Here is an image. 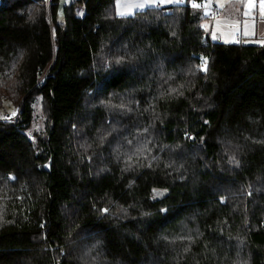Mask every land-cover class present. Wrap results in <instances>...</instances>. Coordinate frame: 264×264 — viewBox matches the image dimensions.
<instances>
[{
	"label": "trees",
	"instance_id": "1",
	"mask_svg": "<svg viewBox=\"0 0 264 264\" xmlns=\"http://www.w3.org/2000/svg\"><path fill=\"white\" fill-rule=\"evenodd\" d=\"M115 1L0 2V264H264V42Z\"/></svg>",
	"mask_w": 264,
	"mask_h": 264
},
{
	"label": "rangeland",
	"instance_id": "2",
	"mask_svg": "<svg viewBox=\"0 0 264 264\" xmlns=\"http://www.w3.org/2000/svg\"><path fill=\"white\" fill-rule=\"evenodd\" d=\"M2 0H0L1 2ZM188 1L190 4H199L200 0H179V2H174V3H167L159 6H149V7H164L167 5H172V4H180ZM219 3H221V0H217ZM243 1V0H242ZM147 0H116L114 4V10L115 14L118 16H128V15H120V12H132L134 14L136 11H140L143 9H146L148 7H145L143 9L139 10H133L130 8H124L122 5L128 4V3H146ZM202 3L200 5H205L207 8L214 3L217 8L218 5L216 2L212 0H201ZM235 2H237L235 0ZM233 3V2H230ZM229 4V3H228ZM230 7L232 8V11L229 13L223 11L220 12V16L217 17L212 24L208 22L205 18L203 21V29L207 34H210V36L213 39L219 40L224 43H253V44H262L264 42V38L262 36H259V34H254L255 29L257 28L256 22L260 20H264V15L262 13L254 14L253 12L250 11L249 16H245L244 13L248 11L242 12L243 17H238V11H237V4H230ZM202 8V7H200ZM219 9V8H218ZM220 11V10H219ZM222 13V14H221ZM130 14V15H132ZM257 15V16H256ZM216 21H221V25H217ZM229 23V24H237L238 26L236 28H230L224 26V23ZM245 24H247V28H245ZM206 26V27H205ZM247 31L249 33H252V35H244V32ZM218 32V33H217ZM258 32V31H257ZM213 33H215V37L213 36ZM4 93H1L3 95L7 96V100H4L3 102L0 103V116H10L13 111L17 113V106L14 105L18 104L20 98H16L14 96H11L10 89H7L4 91ZM13 102V103H12ZM13 117V116H12Z\"/></svg>",
	"mask_w": 264,
	"mask_h": 264
},
{
	"label": "snow or ice",
	"instance_id": "3",
	"mask_svg": "<svg viewBox=\"0 0 264 264\" xmlns=\"http://www.w3.org/2000/svg\"><path fill=\"white\" fill-rule=\"evenodd\" d=\"M174 2H179V0H147L146 3H128V4H124L122 5V7L124 8H130V9H133V10H139V9H143L145 7H149V6H159V5H163V4H167V3H174ZM194 8H198V7H207L205 5H200V4H193L192 5ZM255 0H248V4H247V7L249 10L255 8ZM224 7V4L220 3L218 4V8L222 9ZM260 8H261V13L262 15H264V0H261L260 2ZM132 14V12H120V15H130ZM211 13L209 12H205V15H210ZM244 15L247 17L250 15V11L248 12H245ZM217 25H221V21H216ZM224 26L226 27H230V28H236L238 25L237 24H229V23H224ZM206 27V26H205ZM245 28H247V24H245ZM244 35H252V33H249L247 31L244 32ZM213 36L214 38L215 37V33H213ZM201 70L203 71H207V59L205 58L202 62V65H201ZM16 115V112L13 111L11 113V115L9 117H7V119H11L12 116H15ZM104 211H107V209H105Z\"/></svg>",
	"mask_w": 264,
	"mask_h": 264
},
{
	"label": "crops",
	"instance_id": "4",
	"mask_svg": "<svg viewBox=\"0 0 264 264\" xmlns=\"http://www.w3.org/2000/svg\"><path fill=\"white\" fill-rule=\"evenodd\" d=\"M236 1L237 2H235V0H221V3L224 4V7L222 9L219 8L220 12L225 11V12H227V13L230 14V12L232 11V8L230 7V4H237V11H238V15L237 16L238 17H243L242 12H244V11H251L254 14L261 13V8H260V2H261V0H255V5L256 6H255V8H253L251 10H249L248 7H247L248 0H243V1L242 0H236ZM214 2H216L217 5L220 4L217 0H214ZM230 2H233V3H230ZM200 3H202V2L200 1L199 4ZM201 9L203 11L204 17H206L205 12L206 11L208 12V8L207 7H202ZM256 26H257V28L255 29V33L254 34H259V36H262L264 38V20H260V21L256 22ZM208 36L211 39H213L210 36V34H208Z\"/></svg>",
	"mask_w": 264,
	"mask_h": 264
},
{
	"label": "water",
	"instance_id": "5",
	"mask_svg": "<svg viewBox=\"0 0 264 264\" xmlns=\"http://www.w3.org/2000/svg\"><path fill=\"white\" fill-rule=\"evenodd\" d=\"M73 0H57L56 19L63 21L65 19V7L71 5Z\"/></svg>",
	"mask_w": 264,
	"mask_h": 264
},
{
	"label": "built area",
	"instance_id": "6",
	"mask_svg": "<svg viewBox=\"0 0 264 264\" xmlns=\"http://www.w3.org/2000/svg\"><path fill=\"white\" fill-rule=\"evenodd\" d=\"M47 1V4L49 5L51 3L52 0H46ZM214 1V0H212ZM208 12L211 13L210 15H207L205 18L208 22H210V24L213 23V21L220 16V11L219 9L217 8V6L212 3L209 7H208ZM9 117V116H7ZM6 116H3V119H7Z\"/></svg>",
	"mask_w": 264,
	"mask_h": 264
}]
</instances>
